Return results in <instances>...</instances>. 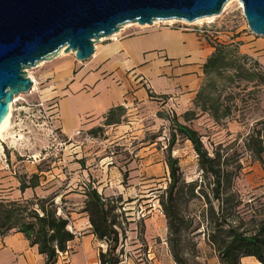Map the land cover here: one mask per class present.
<instances>
[{"label":"rangeland","instance_id":"obj_1","mask_svg":"<svg viewBox=\"0 0 264 264\" xmlns=\"http://www.w3.org/2000/svg\"><path fill=\"white\" fill-rule=\"evenodd\" d=\"M168 26L191 33L200 31L210 44L211 41L233 42L241 54L258 62L264 71V38L247 30L238 0H229L221 14L209 21L194 24L155 22L152 26L130 24L122 29L127 34L129 30ZM101 40L106 44L110 39ZM74 64L76 68L81 63L73 53L62 52L51 61L25 69L32 82L31 89L15 96L11 104V128L8 131L16 141L14 144L10 140L0 141V198L20 201L58 194L55 203L63 208L71 221L72 217L88 218L82 211L84 192L92 185L110 201V206H114L119 236L116 246L111 241L108 243L107 252L117 258L116 264H175L166 243V224L157 197L167 185L165 157L169 121L176 116L184 123L182 115L193 105L185 111L175 110L164 107L163 97L143 106L134 103L124 107L125 112L117 125L105 126L103 121L76 132L73 137H62L46 116L51 105H56L58 110L60 89L71 78L70 68ZM237 84L232 85L236 108L228 119L216 123L196 110L195 118L187 122L199 132L208 148L210 144L240 143L255 120L264 116V84ZM96 128L100 130L90 133ZM172 156L178 159L187 181L198 178L197 160L189 142L178 138ZM20 161L23 162L16 166ZM11 166L16 167L13 170ZM242 166L241 175L235 182L236 190L244 201L264 204V162L253 161L242 152ZM38 168L43 171L40 184L32 189L38 195L27 199L8 196L14 189L19 190L17 183L21 176L25 175L28 181L30 174L36 173ZM124 172H127V178H124ZM84 231L83 227L78 230L80 234ZM93 250L99 252L97 245ZM69 251L72 261V254L76 253L72 249ZM196 252L200 264H216L215 254L202 240L198 241ZM56 264H62V261Z\"/></svg>","mask_w":264,"mask_h":264},{"label":"trees","instance_id":"obj_2","mask_svg":"<svg viewBox=\"0 0 264 264\" xmlns=\"http://www.w3.org/2000/svg\"><path fill=\"white\" fill-rule=\"evenodd\" d=\"M232 43L211 41L213 52L203 65L204 78L192 101L193 108L182 115L184 123L176 116L169 121L167 185L157 198L175 264H200L196 252L199 240L213 251L219 264H241L246 257L264 264V204L244 201L235 188L243 170L242 152L253 161L264 162V116L255 120L240 143L210 144V148L199 132L187 125L196 110L216 123L228 119L236 108L234 83L264 84V71L258 62L241 54ZM124 112L123 106L110 109L104 125L119 124ZM178 138L189 142L196 156L199 176L195 180L185 179L178 159L172 156ZM42 173L38 168L28 181L21 176L19 191L38 187ZM123 176L127 178V172ZM84 195L82 211L92 234L107 248L110 241L116 246L119 235L114 206L92 185ZM56 197L58 194L20 201L0 198V238L21 233L31 247L37 248L44 264H56L58 254L65 252L75 237L69 230V215L55 203ZM107 248L98 255L100 264H116L117 258L110 256Z\"/></svg>","mask_w":264,"mask_h":264},{"label":"crops","instance_id":"obj_3","mask_svg":"<svg viewBox=\"0 0 264 264\" xmlns=\"http://www.w3.org/2000/svg\"><path fill=\"white\" fill-rule=\"evenodd\" d=\"M129 32L122 29L106 44L101 40L91 58L76 68L71 65L72 76L61 87L57 100L58 120L54 124L60 136L73 137L94 127L116 106H143L158 102L159 97L165 98L164 107L185 111L192 106L212 45L196 33L170 26ZM34 194L38 195L32 189H14L8 196L27 199ZM80 217H72L69 226L75 235L67 245L76 253L72 254V264L91 263L99 253L93 250L100 242L92 234L88 218ZM82 227L85 231L80 234ZM215 261L219 264L216 257ZM0 264H44V258L21 233H11L0 238ZM241 264L259 263L246 257Z\"/></svg>","mask_w":264,"mask_h":264},{"label":"water","instance_id":"obj_4","mask_svg":"<svg viewBox=\"0 0 264 264\" xmlns=\"http://www.w3.org/2000/svg\"><path fill=\"white\" fill-rule=\"evenodd\" d=\"M229 0H0V125L15 96L30 91L25 69L64 53L78 62L128 23L152 26L215 17ZM247 30L264 38V0H238Z\"/></svg>","mask_w":264,"mask_h":264},{"label":"built area","instance_id":"obj_5","mask_svg":"<svg viewBox=\"0 0 264 264\" xmlns=\"http://www.w3.org/2000/svg\"><path fill=\"white\" fill-rule=\"evenodd\" d=\"M179 29H182V28H179ZM182 30H185V29H182ZM194 33H196L198 36H202L200 31L199 32L197 31V32H194ZM159 98L161 99V97H159ZM167 100L172 101L173 98H168ZM49 109H50V111L48 113L49 115L46 116V118L49 120L50 125H52V123H54L56 120H58V110H57L56 105H51ZM69 230L71 231L70 227H69ZM98 248H99V253L100 252L104 253L106 251L107 245H106V243H100ZM69 250L70 249L67 247L65 252L58 254V259L57 260L62 261V264H72L71 255H70L71 251H69ZM99 253H98V255H99ZM88 264H100V261L97 258V259L93 260L91 263H88Z\"/></svg>","mask_w":264,"mask_h":264},{"label":"bare ground","instance_id":"obj_6","mask_svg":"<svg viewBox=\"0 0 264 264\" xmlns=\"http://www.w3.org/2000/svg\"><path fill=\"white\" fill-rule=\"evenodd\" d=\"M239 5H240V2H239ZM211 19H213V17L202 18V19L196 20V21H194V22H192V23L194 24V23H199V22H201V21H209V20H211ZM170 21L172 22V21H177V20H169V21H163V22H170ZM156 22H159V21H156ZM180 22H184V21H180ZM154 23H155V22H154ZM154 23H153V24H154ZM130 24H131V23L125 24V25L122 26V28H124V27H126V26H129ZM122 28H121V29H122ZM114 36H115V34L112 35V36H110L109 38H112V37H114ZM62 52L64 53L63 49H61V50L59 51L58 55H60V53H62ZM70 53H73V54L75 55L74 52H70ZM33 81H34V79H33ZM34 83H35V81H34ZM11 111H12V108H11V106H10V110H9V114H8V116L6 117V119H5V120L2 122V124L0 125V141L10 140V143H11V144H14L15 141H16V139H15L14 135H12V133L8 131V129H9V127H10ZM10 128H11V127H10ZM9 130H10V129H9Z\"/></svg>","mask_w":264,"mask_h":264}]
</instances>
